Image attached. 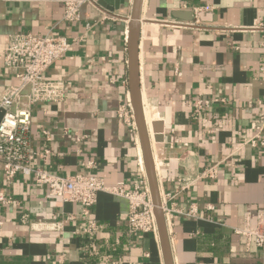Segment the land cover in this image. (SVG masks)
<instances>
[{
    "label": "crops",
    "instance_id": "crops-1",
    "mask_svg": "<svg viewBox=\"0 0 264 264\" xmlns=\"http://www.w3.org/2000/svg\"><path fill=\"white\" fill-rule=\"evenodd\" d=\"M95 1L82 7L80 22H71L64 19L62 0H0V46L6 48L11 35L27 32L72 41V49L46 74L66 83V97L34 107L32 148L41 166L56 173L86 172L116 185L142 176L144 165L139 134L137 140L117 114L130 89L132 2L111 10L114 1L107 6ZM105 14L110 17L101 21ZM85 22L96 23L94 31ZM259 24H264V0L143 2L139 64L144 114L148 109L165 125L164 157L155 163L161 196L176 193L180 209L193 203L198 208L197 217L173 212L166 219L174 264H264V251L248 248L233 231L247 214L255 223L264 211V146H243L233 155L234 167L224 160L239 146V135H252L259 123L258 99L264 94L259 70L264 27H254ZM16 72L4 68L2 86ZM198 98L207 104L203 118L216 123L212 133L206 132L210 125L203 118L192 117ZM46 148L51 153L44 164ZM152 149L155 155L157 147ZM216 163L217 178H202ZM0 191L12 200L2 207L0 264H165L160 237L128 234L124 198L99 193L93 210L99 232L90 236L81 232L87 224L81 205L49 196L47 187L33 179L7 183L0 172ZM24 213L31 224L22 222ZM52 222H62L60 233L46 228Z\"/></svg>",
    "mask_w": 264,
    "mask_h": 264
},
{
    "label": "built area",
    "instance_id": "built-area-1",
    "mask_svg": "<svg viewBox=\"0 0 264 264\" xmlns=\"http://www.w3.org/2000/svg\"><path fill=\"white\" fill-rule=\"evenodd\" d=\"M65 7L64 19L71 22H80L82 19L81 9L85 4L95 5V0H62ZM132 2V0H130ZM113 16V15H112ZM110 17L105 14L101 21ZM96 23L85 22L87 30L94 31ZM264 27V24L255 25ZM72 41L66 36L46 33L36 35L31 32L16 33L10 36L6 48L0 46V172L4 175L7 183H12L15 178L22 177L25 181L33 179L38 185H44L51 197H56L62 202L78 203L82 208V216L87 220L82 233L94 235L99 232V225L93 217V210L101 192L124 198L129 203L127 215V232L153 234L159 238L157 219L154 212V203L145 167L141 162L142 176L132 178L131 181H122L116 185H108L104 178L86 172L61 175L47 167L41 166L37 161L38 153L32 148L30 133L32 127V114L37 104L62 102L66 97V83L62 80L47 77L48 69L58 60L63 58L71 49ZM4 68L16 69L13 81L2 86ZM264 73V65L259 69ZM127 83V81H123ZM262 111L259 114V123L254 127V133L248 135L242 132L238 147L224 160L230 167H234L233 155L245 145L254 148L264 146V94L258 99ZM207 106L202 98L194 101L192 117L200 121L204 117V108ZM117 114L128 126L138 140V128L136 125L134 110L130 99V91L127 90L126 98L117 107ZM210 125L207 133L214 132L216 123L208 118L202 119ZM46 140L51 139L48 130H43ZM79 140V138H77ZM50 148L42 152L44 164ZM93 166L89 162L87 167ZM219 174V163L208 166L201 174L202 178L216 179ZM127 185H130L127 187ZM176 193L162 195V208L166 219L173 212H180L190 217H197L198 208L191 204L187 210L180 209L174 202ZM3 191H0V232L4 226L2 207L11 203ZM212 209V205H208ZM23 223H32L29 214L21 216ZM47 229L60 233L63 229L62 222H52ZM234 233L245 239L249 248L255 245L264 251V211H259L255 223H252L249 215L245 217L241 227H234ZM149 256V254H147ZM112 264H119L114 260Z\"/></svg>",
    "mask_w": 264,
    "mask_h": 264
},
{
    "label": "water",
    "instance_id": "water-1",
    "mask_svg": "<svg viewBox=\"0 0 264 264\" xmlns=\"http://www.w3.org/2000/svg\"><path fill=\"white\" fill-rule=\"evenodd\" d=\"M114 1V7L111 10L123 9L126 0H101L102 5L107 6ZM144 0H132V9L129 23L127 50H128V79L129 91L134 117L138 128L144 166L148 177L152 200L154 203V212L157 219L160 242L162 245L165 264H174L167 220L162 208V196L158 183L157 170L154 161L150 132L146 123L144 114V104L141 89L140 64H139V43L141 37V13ZM154 132V141L157 143L158 158L164 157L165 125L160 118L152 121Z\"/></svg>",
    "mask_w": 264,
    "mask_h": 264
},
{
    "label": "bare ground",
    "instance_id": "bare-ground-1",
    "mask_svg": "<svg viewBox=\"0 0 264 264\" xmlns=\"http://www.w3.org/2000/svg\"><path fill=\"white\" fill-rule=\"evenodd\" d=\"M145 118H146V123H147L148 129H149V132H150L152 146L154 148H156L158 145L154 141V133H153V129H152V121L156 120L158 118V116L156 114H153L152 112L148 111V109H145ZM154 160H155V163L157 165V162H159L157 151H155ZM156 160H157V162H156Z\"/></svg>",
    "mask_w": 264,
    "mask_h": 264
}]
</instances>
